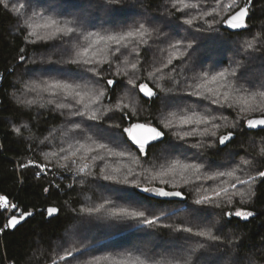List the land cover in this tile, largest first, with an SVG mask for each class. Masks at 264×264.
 I'll list each match as a JSON object with an SVG mask.
<instances>
[{
    "label": "trees",
    "instance_id": "1",
    "mask_svg": "<svg viewBox=\"0 0 264 264\" xmlns=\"http://www.w3.org/2000/svg\"><path fill=\"white\" fill-rule=\"evenodd\" d=\"M188 2L198 5L197 9L188 10V15H198L199 11L210 10L214 6V0ZM229 2L231 0H224V3ZM10 3L17 6L23 3L25 9L17 18L0 8V195L7 196L20 209L34 214L11 231L5 228L9 213L0 211V230H3L0 231V264H53V261L56 264H94L97 260L100 264H113L102 261L105 257L112 261L147 258L161 264H184V261L189 264H235L239 257L241 264H248L250 260L264 264V178L257 179L253 186L255 196L249 202L241 203L236 197L233 204L223 210L208 207L206 217L194 219L186 209L196 207L192 201L220 181L201 180L186 185L179 172L158 175L177 161L201 164L203 173L215 174L232 170L241 160L250 159L253 165L238 173L242 178L264 171V155L260 154L264 148V131L252 130L254 135H244L237 129L233 141L221 151L223 146L219 145L217 138L199 135L205 126L196 128L193 135L184 140L179 139L176 133L192 131L195 126L164 127L169 119L178 124L179 116L193 113L215 116L213 123L220 125L216 129L217 137L233 131L228 126L238 119L241 125L244 124L240 118L242 114L236 108H221L210 100L188 95L193 91L189 85L203 72L226 70L230 66L235 67L239 61L245 66V74L239 84L250 91L264 90V44L254 52L246 53L242 48L243 43L255 35L264 37V0H252L253 7L247 20L249 27L239 31L240 34L225 29L223 24L216 25V32H196V27L206 28L207 25L198 22L189 28L183 23L188 16L176 12L172 8V0H120L119 3H109V0H10ZM245 3L246 0H237V8L233 12ZM34 11L46 12L61 22L72 21L79 32L47 42L26 43L23 20ZM141 23L152 31L147 44L129 45L120 49L116 56L109 54L110 63L90 66L68 63L75 58L76 52L87 46L84 36L88 32L117 34ZM193 37L200 39L193 49L188 50L190 55L174 61L163 73L157 74L158 78L148 79L149 71L162 67L166 62L171 43L182 41L183 48ZM22 55L24 61L19 59ZM132 63H137V70H131ZM89 67L96 68L99 75L87 71ZM126 70L127 75L124 74ZM161 76L163 78H159ZM130 78L136 80L137 86L147 83L156 96L144 98L138 87L132 88L128 84ZM54 79L87 85L89 90H105L100 104L94 106L101 110L114 109L121 99L130 107L106 112L98 122L89 121L72 116L66 109L48 105L46 94L25 91L26 85ZM109 79L120 86H108ZM25 99H34L36 103L31 107L25 106L20 103ZM260 115L255 112L249 113L248 117ZM74 122L84 127L71 131ZM136 122L151 124L164 132V140L150 146L145 157L124 134L121 135L123 128ZM116 124L120 127H109ZM88 125L94 127L89 128ZM14 126L22 127L21 135L12 131ZM97 127L105 128L107 133L97 137ZM244 131L249 130L245 128ZM89 136L97 143L108 144L114 152L127 155L113 156L101 150L90 154L104 157L94 162L90 158L82 159L84 153H80L74 157L76 163L66 170L58 167L59 163H64L62 159L50 157L52 163L45 161V155L59 153L61 147L69 149V145L81 142L92 144ZM201 143L203 147H194ZM29 160L46 164V174L37 179L39 169H19L20 164ZM84 164L88 165L86 173L77 174L76 168ZM104 175L115 176L116 180H105ZM125 177L130 183L117 182ZM183 178L195 181V174L189 171L183 174ZM132 182L140 187L180 191L185 199L164 200L154 194L140 192ZM246 187L238 186L239 190ZM45 188L49 189L47 193ZM107 200L113 203L99 213L88 216L79 212L82 207L95 208ZM48 207L59 209L50 223L46 220ZM119 207L143 210L149 218L160 217V220L154 226L131 220L120 222L107 211ZM236 209L252 210L255 215L247 221L233 216L232 223L225 226L221 211L234 212ZM184 226L211 227L214 234L221 237V242H210L173 230ZM200 244L204 247L201 248ZM68 250L73 251V256L60 261V255Z\"/></svg>",
    "mask_w": 264,
    "mask_h": 264
},
{
    "label": "snow or ice",
    "instance_id": "2",
    "mask_svg": "<svg viewBox=\"0 0 264 264\" xmlns=\"http://www.w3.org/2000/svg\"><path fill=\"white\" fill-rule=\"evenodd\" d=\"M120 0H109V3H119ZM252 0H246L244 6L239 7L238 10L233 12V9L237 8V0H231L229 3H224V0H214V6L210 10L199 11L198 15H188V10L197 9L198 5L196 3H190L188 0H172V8L179 13H184L188 18L183 20V23L189 28H192L194 24L198 22H203L207 25L206 28L196 27V32H216L218 29L216 25L223 24L225 29L233 30L236 34H240L237 30L247 29L249 24L247 22L250 16V11L252 9ZM0 8L5 11H9L11 14H15L18 18L22 10L25 9V4L21 3L18 6L11 4L10 0H0ZM212 17V19H207ZM219 17V19H217ZM23 27L25 28V42L26 43H36L37 41H50L56 40L58 38L69 37L74 33H78L79 29L73 26L72 21H64L55 18L53 15H48L46 12L34 11L30 16L23 20ZM152 31L141 23L138 27L132 28L126 32H121L117 34H107L101 35L100 33L88 32L84 36V40L88 41L87 46L82 47V49L75 54V58L70 59L68 63L76 65H100L103 63H110L108 57L109 54L116 56L120 49L128 48L129 45H144L148 43V39L151 38ZM198 37H193L186 45H183L182 41L177 40L170 44L171 51L168 54V58L162 67H156L153 71L148 72V79L158 78V73H163L165 68L173 65L176 60H183L185 56L190 55L189 49H193L194 44ZM67 42V41H65ZM264 44V37L261 34H257L252 37V39L246 40L243 45L244 52H254L259 50V46ZM102 45V47H98ZM115 46L114 48L112 46ZM135 50V49H133ZM21 52L24 51L23 48L20 49ZM103 54L101 58L97 57ZM122 54V53H121ZM20 61H24L25 57L20 56ZM127 62V61H125ZM137 63L131 64V70H137ZM87 71L93 72L94 75H99V72L94 67L87 68ZM127 75V70L124 72ZM245 74V66L241 62L237 61L235 67H229L226 70L213 71V72H203L198 79L189 87L193 88V91L188 93V95H195L200 99H207L214 105L218 107H232L236 108L239 113L242 114L240 118L244 120V124L241 125L239 119L229 125L233 131H228L225 134L219 135L217 137V131L220 127L219 124L213 123L216 119L215 116L208 115H197L193 113L192 115H182L178 117L179 123L174 124L173 120L169 119L165 122V128L172 127H187L195 126L192 131H184L176 133L179 139L184 140L187 137L193 135L196 128L200 126L203 130L199 132L201 137L210 136L218 139L219 145L223 146L220 150L224 151L228 144L233 141L236 135L237 129H239L244 135L255 134L252 130L259 129L264 131V90L260 91H250L249 88L244 87L239 84V81L243 79ZM159 78H163L162 76ZM234 80L236 83H234ZM128 84L132 88L139 89V94H143L144 97L152 99L156 96L153 89L147 84L142 83L137 86L135 79H129ZM108 86L119 87L120 85L116 81L109 79L107 80ZM25 91L30 93H36L40 95L41 93L46 94L49 99H47L48 105H53L59 110H68L72 116H79L85 118L89 121H100L106 112L119 111L121 109H127L130 107L128 103H125L123 99L115 105V108L108 107L104 110L94 107L99 105L102 98L105 96V90L93 91L89 90L87 85H81L75 82H68L59 79L54 80H44L41 83H32L25 86ZM43 98V97H42ZM58 98V99H53ZM21 104L31 107L36 101L34 99H25L20 102ZM43 107V105H41ZM259 112L261 115L259 117L249 118V113ZM175 115V114H173ZM84 126L81 123H75L71 131L77 129H82ZM89 128L94 127V125H88ZM109 127L119 128L120 125H109ZM249 130L245 132L244 129ZM12 131L16 135L22 134V127H13ZM107 133V130L103 127H97L95 135L97 137H102ZM126 134L127 138L139 149L140 153L143 154L153 142L161 140L164 136V132L158 130L151 124L145 123H135L128 127L123 128L122 134ZM47 139V138H45ZM88 140L92 141V144L78 143L77 145H69L71 149L69 154V149L63 147L60 148L59 153L52 152L44 156L47 163H52L50 157H57V159H62L67 163H59L58 167L62 170L69 169L71 165L76 163L74 157L78 154L84 153L81 157L82 159H91L92 161L103 160V156L90 155L91 153H98L101 150H106L109 155L114 156H125L124 152H114L112 148L106 143H97L92 139V136L88 137ZM94 145V146H93ZM204 145L197 144L194 147H203ZM209 146H213L209 144ZM60 153H64L60 156ZM261 155H264V148H261ZM253 161L250 159H243L240 164L234 169L228 171H217L215 174H206L202 172L203 165L201 164H191V163H180L179 161L172 163L166 170L160 172V176H168L179 172L184 184L194 183L201 180H211L220 181L215 187L206 190L203 194H199L197 198L192 201V204L196 207L186 209L190 211L194 219H200L206 217V210L208 207H213L216 209H224L226 206L233 204L236 197L240 198L241 203H247L255 196L254 185L258 178H264V171H258L256 175H248L247 179H244L238 173L246 171V169L253 165ZM19 169H25L28 167H35L39 169L36 173L37 179L41 175L46 174L47 165L37 164L32 160H29L26 164H20ZM88 169V165L84 164L76 168L77 174H84ZM103 172V169H101ZM191 171L195 174V181H190L189 179H184L183 174ZM227 177L228 179H224ZM103 178L109 181H115L116 177L112 175H104ZM156 177H153L155 179ZM122 182L125 184L130 183L127 177L124 178ZM135 187L139 188L140 192L151 193L159 197H178L183 199V194L180 191H165L162 188H149L140 187L138 183L132 182ZM239 185H246L245 190H239ZM71 187V185H69ZM48 188L44 189L47 193ZM111 200L105 201V203L100 204L98 207L92 208H81L79 212L88 216H92L95 213L101 212V210L106 209V205L112 204ZM0 211L9 213V217L6 221L5 228H15L16 225L20 224L21 221H26L28 217L33 216L32 212L24 211L20 209L17 203L10 201L5 195H0ZM75 211V210H74ZM108 214L111 217L117 218L118 221H138L145 226H154L158 224L160 217L149 218L146 211L136 210L133 208L119 207L107 209ZM59 213V209L56 207H48L46 209V220L51 222L55 219ZM221 215L225 217L224 225L228 226L232 223V217L240 218L241 220L247 221L250 217L255 215L252 210H241L236 209L233 211H221ZM163 227L171 228V225H161ZM176 232H183L190 234L191 236L199 237L203 240L210 242H221V237L214 234L211 227H197L184 226L176 227L173 229ZM3 231V230H0ZM201 248L204 247L203 244L199 245ZM239 248V245H238ZM78 250V249H77ZM73 256V251L68 250L64 255H60V261H65L69 257ZM105 259H107L105 257ZM56 264V261H53ZM70 264V262H69ZM94 264H100L99 260L95 261ZM113 264H161L158 260H148L137 258L132 261L128 260H118L114 261ZM184 264H189L188 261H184ZM235 264H241L239 257H237ZM248 264H255V261L250 260Z\"/></svg>",
    "mask_w": 264,
    "mask_h": 264
},
{
    "label": "water",
    "instance_id": "3",
    "mask_svg": "<svg viewBox=\"0 0 264 264\" xmlns=\"http://www.w3.org/2000/svg\"><path fill=\"white\" fill-rule=\"evenodd\" d=\"M228 30H230V29H228ZM244 29H241V30H237L238 32L239 31H243ZM230 31H232L233 32V30H230ZM142 96H143V94H141ZM144 97V96H143ZM144 98H146V99H148L147 97H144ZM136 123H139V122H136ZM133 124H135V123H133ZM146 124V123H145ZM132 125V124H131ZM153 126V125H152ZM155 127V126H154ZM157 128V127H156ZM158 129V128H157ZM159 130V129H158ZM256 130H259V129H256ZM125 135V137H126V139H127V141L140 153V151H139V149L136 147V145H134L128 138H127V136H126V134H124ZM164 137L165 136H163L162 138H161V140H159V141H156V142H153V145H155V144H157V143H160V142H162L163 140H164ZM150 146H152V145H150ZM149 146V147H150ZM148 147V148H149ZM148 148H146V150H145V152L143 153V154H141L142 155V157H145V155H146V153H147V150H148ZM166 191V190H165ZM169 192H171V191H169ZM156 196V195H155ZM157 197H159V196H157ZM159 198H161V199H164V200H171V201H184V199H185V197H184V195H183V199H181V198H178V197H159ZM46 211V210H45ZM33 214H34V212H32ZM28 218H30V217H28ZM27 218V219H28ZM25 221H21V223L20 224H18V225H16V227H18L19 225H21L22 223H24ZM15 227V228H16ZM15 228H9V230H14Z\"/></svg>",
    "mask_w": 264,
    "mask_h": 264
},
{
    "label": "rangeland",
    "instance_id": "4",
    "mask_svg": "<svg viewBox=\"0 0 264 264\" xmlns=\"http://www.w3.org/2000/svg\"><path fill=\"white\" fill-rule=\"evenodd\" d=\"M56 11L58 10V11H60V9L58 8H56L55 9ZM93 91H95V90H93ZM170 113H167V115H169ZM82 143V142H81ZM114 156V155H113ZM129 161V160H128ZM66 161H64V163H65ZM118 260H121V259H115V260H111V258H108V259H104V260H102V261H105V262H107V263H113L114 261H118ZM89 262H87V264H88ZM74 264H78V263H74Z\"/></svg>",
    "mask_w": 264,
    "mask_h": 264
}]
</instances>
